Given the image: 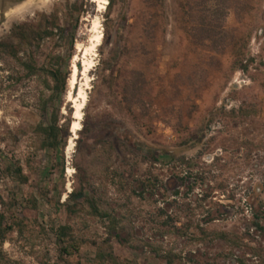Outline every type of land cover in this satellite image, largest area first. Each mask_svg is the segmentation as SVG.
I'll use <instances>...</instances> for the list:
<instances>
[{
	"label": "rangeland",
	"instance_id": "obj_1",
	"mask_svg": "<svg viewBox=\"0 0 264 264\" xmlns=\"http://www.w3.org/2000/svg\"><path fill=\"white\" fill-rule=\"evenodd\" d=\"M98 5L0 0V264H264V0Z\"/></svg>",
	"mask_w": 264,
	"mask_h": 264
},
{
	"label": "trees",
	"instance_id": "obj_2",
	"mask_svg": "<svg viewBox=\"0 0 264 264\" xmlns=\"http://www.w3.org/2000/svg\"><path fill=\"white\" fill-rule=\"evenodd\" d=\"M20 28V26H15V29ZM0 46L4 48H8L9 43L7 42H0ZM28 70L30 72H37L40 68L37 67L36 64L33 62L26 65ZM69 71L62 73L60 68H52L49 70L48 74L50 75L51 79L54 81L56 87L58 88L59 85H61V88H65L67 81L69 80ZM73 112H70L69 117L63 124H58L56 121L50 120L45 128H44V141L47 143L48 147L55 153V160L58 163V165L61 167V174L62 176L65 173V156H64V150L68 142V138L71 134V124L73 121ZM81 135V131L79 132ZM162 156H165L166 154H161ZM17 171L21 173V168H17ZM76 188H74L68 195L67 199H71L74 196H76ZM264 216V212L262 215L254 214V217L257 218L256 225L258 227H262L260 225L259 219ZM5 216L4 214L0 213V246L2 245L1 242H3L5 238L6 230L10 227L8 224H5L4 222ZM62 230L66 231L67 227H62Z\"/></svg>",
	"mask_w": 264,
	"mask_h": 264
},
{
	"label": "bare ground",
	"instance_id": "obj_3",
	"mask_svg": "<svg viewBox=\"0 0 264 264\" xmlns=\"http://www.w3.org/2000/svg\"><path fill=\"white\" fill-rule=\"evenodd\" d=\"M94 1H99V10L104 9L105 5L108 4V0H94ZM94 30L96 31L94 37H93V42L89 47L85 48V53L87 54L88 52H92L94 50V48L99 45L100 40L102 38V33L97 29V27H99V20H95L94 21ZM78 49H80V46H78ZM75 60H73V64H72V75L69 78V86L71 88H76V84H77V73H78V66L76 64L75 61L76 58H74ZM93 67V63L92 61H89L87 59L83 60V68H82V73L81 75H83L85 77V82L79 87L78 89V97L80 98V101L75 104V110L73 113V121L71 124V131H72V135L70 137V141H69V145L67 147V152L70 153V150L72 149V145L74 143V139L76 138V131L80 129L81 127V123H80V119L82 118L83 115V108L84 105L86 103L87 100V89L89 88V71L91 70V68ZM69 96H71V91L69 92ZM75 98V96H73V99ZM68 172L70 173V171H72L71 167H68ZM70 188V187H69Z\"/></svg>",
	"mask_w": 264,
	"mask_h": 264
}]
</instances>
